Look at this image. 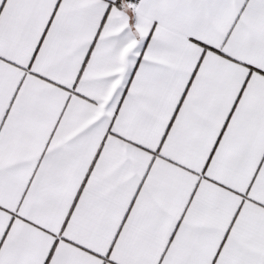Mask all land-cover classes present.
<instances>
[{
  "label": "snow or ice",
  "instance_id": "1",
  "mask_svg": "<svg viewBox=\"0 0 264 264\" xmlns=\"http://www.w3.org/2000/svg\"><path fill=\"white\" fill-rule=\"evenodd\" d=\"M0 264H264V0H0Z\"/></svg>",
  "mask_w": 264,
  "mask_h": 264
}]
</instances>
